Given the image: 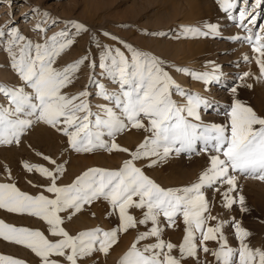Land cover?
<instances>
[{"label": "snow or ice", "instance_id": "snow-or-ice-1", "mask_svg": "<svg viewBox=\"0 0 264 264\" xmlns=\"http://www.w3.org/2000/svg\"><path fill=\"white\" fill-rule=\"evenodd\" d=\"M216 2L222 16L180 24L176 38H224V29L234 25L237 31L226 39L248 45L249 52L233 63L249 67L231 82L215 60L203 68L177 65L128 37L76 19L52 31L59 18L40 5L26 15L32 34L12 20L0 25V52L11 73L0 79V146L25 145L38 157L21 158L16 174L0 162V210L37 222L0 218V238L29 250L36 264H99L129 232L135 235L116 264H264V245L251 243L253 234L243 222L249 208L240 183L241 178L264 183V112L241 96V89L253 87L250 81L264 82V23L259 22L264 0ZM140 32L149 38L167 35ZM82 35L89 47L64 61ZM85 67L86 83L77 88ZM214 88L228 94L226 102L212 94ZM209 112L220 119L206 120ZM39 126L64 137L61 158L27 143ZM131 130L142 132V139L131 146L120 143ZM98 151L124 158L116 167L90 166L64 180L65 153ZM181 155L205 158L190 182L165 186L149 174ZM96 202L106 204L111 226L71 228ZM177 230L178 240L166 235ZM0 264L29 262L0 253Z\"/></svg>", "mask_w": 264, "mask_h": 264}, {"label": "rangeland", "instance_id": "rangeland-1", "mask_svg": "<svg viewBox=\"0 0 264 264\" xmlns=\"http://www.w3.org/2000/svg\"><path fill=\"white\" fill-rule=\"evenodd\" d=\"M34 5H40L49 9L59 22L51 30L55 31L63 27V22L68 19H76L85 22L92 29H107L114 33L128 37L144 49L151 50L155 54L175 62L177 65H188L194 68H203L207 60H215L223 65V70L229 74V82L232 76L241 70H245L249 65L242 61L239 67L235 61L239 60L242 54L248 53L246 44L230 42L226 36L237 31L234 25L229 24L224 29V38H203V37H183L176 38L180 24L198 25L201 21H215L223 14L217 7L216 0H0V25L12 20L21 29L28 33L32 20L26 19L30 16V9ZM259 22L264 23V19ZM131 23L132 29H125L123 24ZM141 28L153 31H164L165 37L149 38L140 32ZM89 47L87 35L78 38L75 45L63 57L64 61H70L82 55ZM5 56L0 52V79L11 77V73L5 69ZM254 68V65L252 66ZM88 69L85 67L80 74V80L76 87L86 83ZM174 76L187 85L199 89L200 84L191 81L184 74L173 72ZM253 83L251 89H241V96L257 111L264 112V82L250 81ZM213 95L222 101L227 100L228 94L214 88ZM206 120H219L214 113L209 112L205 116ZM143 133L131 130L119 138V142L124 145H134L142 139ZM27 143L33 148H37L56 158H61V153L65 148L64 137L54 130L39 126L35 128L27 138ZM21 158L38 160L35 153L25 145L19 147L0 146V162L9 163L14 171H18V161ZM124 158L123 154H108L98 151L94 154L65 153L63 159L69 160L67 165V175L65 181L70 180L74 174L90 166L116 167ZM205 164L203 156L191 158L181 155L172 157L162 164L149 170L157 182L165 186H176L193 180L202 166ZM3 177L0 176V179ZM243 192L247 198L249 211L243 214L245 226L252 232L251 243L254 246L264 245V183L250 179L241 178ZM27 187V185H24ZM31 190V189H30ZM106 204L96 202L90 207L82 210V213L74 219L70 226L74 230L85 227L101 225L111 226V219L106 214ZM216 211H220L219 208ZM95 213V216L92 215ZM233 214H236L235 211ZM0 218L7 222L36 224L35 220L28 217H21L9 214L0 210ZM239 218V217H238ZM181 231H169L167 236L174 241L181 237ZM135 233L129 232L122 235L116 245L110 250V255L105 258L100 256L99 264H116L120 254L126 249ZM0 253L14 255L26 259L29 264H36V257L26 248L17 246L11 242H6L0 238ZM95 261L96 257L93 256Z\"/></svg>", "mask_w": 264, "mask_h": 264}]
</instances>
